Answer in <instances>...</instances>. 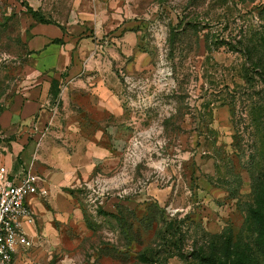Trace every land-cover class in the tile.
<instances>
[{
  "label": "rangeland",
  "instance_id": "1",
  "mask_svg": "<svg viewBox=\"0 0 264 264\" xmlns=\"http://www.w3.org/2000/svg\"><path fill=\"white\" fill-rule=\"evenodd\" d=\"M30 143L15 264H264V0H0V162Z\"/></svg>",
  "mask_w": 264,
  "mask_h": 264
},
{
  "label": "built area",
  "instance_id": "2",
  "mask_svg": "<svg viewBox=\"0 0 264 264\" xmlns=\"http://www.w3.org/2000/svg\"><path fill=\"white\" fill-rule=\"evenodd\" d=\"M42 193L43 178L36 171L26 168L10 175L0 165V264H14L19 249L32 244L35 211L28 197Z\"/></svg>",
  "mask_w": 264,
  "mask_h": 264
},
{
  "label": "crops",
  "instance_id": "3",
  "mask_svg": "<svg viewBox=\"0 0 264 264\" xmlns=\"http://www.w3.org/2000/svg\"><path fill=\"white\" fill-rule=\"evenodd\" d=\"M26 103H27V109H29L31 111H36L37 112V115H38L37 116L38 122H42L45 119L44 117H46V111L44 109H40V105H41L40 101L39 100H34V101L33 100H27ZM99 104L100 105L98 107H101L103 110H108L110 108V100L108 98L107 99H101V100H99ZM114 107H115V105L113 104V108ZM12 149H13L12 150L13 151V154L20 157L21 164L18 165V166H16V165L13 164L12 160L9 159L7 161V164H8L7 166L4 165L1 162H0V165L5 166L6 170L9 172L10 175L16 174V173H18L21 170H24L26 168H30V165L32 164L31 155L36 150L35 149V145L32 144V143H30V144H28V145H26L24 147L23 145L20 144L18 146H12ZM38 154H40V153H38ZM30 169L31 170H34L32 168H30ZM36 196L37 195H32V196H29L28 197V201L31 204V206L33 207V209L35 208V206H36L35 204L37 202ZM34 211H35V209H34ZM31 228H30V230H31ZM19 250H22V249L20 248ZM15 262H16V260H15Z\"/></svg>",
  "mask_w": 264,
  "mask_h": 264
},
{
  "label": "trees",
  "instance_id": "4",
  "mask_svg": "<svg viewBox=\"0 0 264 264\" xmlns=\"http://www.w3.org/2000/svg\"><path fill=\"white\" fill-rule=\"evenodd\" d=\"M56 81V80H54ZM261 237V236H260ZM260 237L256 238L255 240V243L257 245V247H261L262 244L264 245V239H261ZM263 251H264V248H262ZM196 258L199 260V261H202V262H205V263H210V264H216L212 261H210V259L212 258L211 256L208 255H205V254H202L201 252H199V254L196 255ZM223 264H234V263H228V262H224Z\"/></svg>",
  "mask_w": 264,
  "mask_h": 264
}]
</instances>
